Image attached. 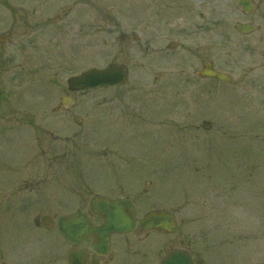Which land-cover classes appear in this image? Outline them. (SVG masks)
Masks as SVG:
<instances>
[{"label":"rangeland","instance_id":"374dc122","mask_svg":"<svg viewBox=\"0 0 264 264\" xmlns=\"http://www.w3.org/2000/svg\"><path fill=\"white\" fill-rule=\"evenodd\" d=\"M237 2L0 0V264H44L48 252L62 255L57 219L87 212L92 195L117 194L120 184L132 195L144 183L143 196L151 193L148 201L176 213L177 231L186 235L189 209L205 217L197 205L207 200L210 160L259 155L258 142L226 144L190 126L209 120L215 134L229 120L216 95L231 94L228 104L234 103V86L200 79L195 71L211 61L235 78L245 65ZM254 2L253 11H264V0ZM109 62L128 66L125 84L67 91L68 77ZM205 89L215 94L207 109ZM65 95L73 105L56 111ZM258 103L262 125L263 95ZM212 174L228 173L217 162ZM255 176L259 183L264 174ZM178 199L186 201L179 208ZM238 211L249 213L248 221L239 220L240 231L253 233V249L263 255L264 207L248 202ZM35 219L42 227L32 226Z\"/></svg>","mask_w":264,"mask_h":264},{"label":"flooded vegetation","instance_id":"af4514ba","mask_svg":"<svg viewBox=\"0 0 264 264\" xmlns=\"http://www.w3.org/2000/svg\"><path fill=\"white\" fill-rule=\"evenodd\" d=\"M263 12L242 11L244 15L242 23L251 25L253 31L247 34L236 31L237 41L241 43L239 45L240 53L246 62L239 71L236 80L231 84H226L234 86L232 90L234 103H230V108L224 110L225 117L229 120L223 121L224 124L220 126L221 135L219 137L226 144L234 143L235 139L256 142L261 138L259 119L261 108L258 99L260 96H264ZM195 75L202 79L198 74L195 73ZM210 80L225 84L214 78H210ZM203 93V98L205 97L207 100L205 105L211 106L213 100L210 96H215L213 89H205ZM219 95L222 96V94ZM230 96L231 94L228 96L229 99ZM244 102L246 103L243 104ZM234 117L237 119H231ZM241 117L243 118L238 120ZM190 126L194 129L205 128L209 130L212 128L208 120H195ZM247 128L253 129V135H249L250 132ZM233 129L239 130L238 133H235ZM258 154L252 161H249L248 158L237 157H227V159L218 157L210 160V172L207 176L210 195L207 200L197 205L198 207H206V215L204 218H200L197 214L190 213V229L187 235L177 231V223L175 231L172 233L156 230L146 231L136 225L134 231L130 233L111 234L107 240V245L99 247L97 250L91 248L93 241L90 237L82 239L77 244H72L63 239L62 244L68 249L65 248L62 255H58V253L47 254L48 261H45L44 264H68V254L71 251L84 253L83 264H163L169 260L171 254H174V260H183L184 264H264V254L262 255L250 247L257 239L255 241V237L250 231H240V219H229L225 217V212L222 210L228 206L241 209L248 202L253 203V205L264 206V191L260 190V182L257 183L255 176L260 173L264 174V152L259 151ZM217 162L225 166L228 173L225 178L218 179L213 174L210 175L212 167ZM256 184L258 185V195L257 199H254L256 197L254 195ZM120 192L119 196L128 199L133 204L136 220L152 210H159L153 207L145 210V205L144 210H142L137 205L136 202L141 203L143 200L141 195L145 192L144 190L136 192L133 196L123 194L122 190ZM229 192H235L238 195L245 193V199L239 200L237 196L235 199L229 200ZM84 213L93 225L102 223V219L93 214L89 207ZM203 219L204 222H202ZM201 223H204L203 228ZM34 224L39 225L38 220L35 219ZM256 224H260V222Z\"/></svg>","mask_w":264,"mask_h":264},{"label":"water","instance_id":"95a60500","mask_svg":"<svg viewBox=\"0 0 264 264\" xmlns=\"http://www.w3.org/2000/svg\"><path fill=\"white\" fill-rule=\"evenodd\" d=\"M240 4L248 9L250 4L248 2H240ZM207 75L215 76L219 79L228 80V78L222 74L207 71ZM126 78V69L122 65L109 64L106 68L90 69L78 76L68 79V87L70 90L75 89H90L110 86L117 83H122ZM90 207L93 212L100 214L104 223L102 226L93 228L86 217L82 214H72L59 219V231L61 234L72 242H77L82 236L95 233L99 235L101 242L106 241L107 236L112 232H128L134 228L135 222L133 219V213L131 212V206L120 200L108 198H94ZM157 219V218H156ZM168 217H161L149 222L150 226L161 227L166 230H170V222ZM144 227H148L145 222L140 221ZM104 245V244H100ZM77 256V255H76ZM72 264H81V258L76 261H72Z\"/></svg>","mask_w":264,"mask_h":264}]
</instances>
